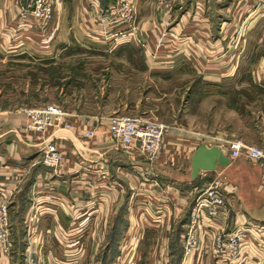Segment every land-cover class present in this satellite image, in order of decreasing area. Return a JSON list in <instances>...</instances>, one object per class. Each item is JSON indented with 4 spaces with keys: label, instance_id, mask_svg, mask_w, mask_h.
<instances>
[{
    "label": "crops",
    "instance_id": "obj_1",
    "mask_svg": "<svg viewBox=\"0 0 264 264\" xmlns=\"http://www.w3.org/2000/svg\"><path fill=\"white\" fill-rule=\"evenodd\" d=\"M156 1L136 0L137 25L149 32L148 43L160 40L161 31L167 29L162 47L178 45L185 40L175 35L185 32L190 35L191 31L192 40L199 49L206 43L213 47L209 64L201 59L199 53L200 60L194 58L203 67L199 70L202 78L209 79L205 82L217 84L219 92L227 98L248 87L258 92L257 97L248 102L241 92V111L230 108L229 116L234 124L226 121V129L220 131L208 128L206 132L210 135L215 133L210 136L211 141L205 137L190 138L189 135L169 133L160 156L153 161L141 156L129 157L114 149L110 144L107 117L68 111V120L73 128L47 132L48 138L64 154V162L55 169L41 163L33 137L24 134V107L0 105V199L8 198L10 222V249L6 253L0 245V264H11L9 253L36 258L39 264H68L66 254L79 250V247L68 246L67 242L76 238H82L84 251L94 255L93 264H118L121 260L127 264H182V235L189 220L190 202L187 204L183 199H176L178 208L173 209V218L166 220L164 236L152 235L156 231L139 230L135 221L128 217L132 204L130 189L134 186L131 179L136 178L133 172L142 173L144 170L152 173L158 165H163L166 170L162 172L164 177L176 178V182H187L193 189L200 190L210 183L213 176L212 171H202L196 176L200 181L194 182L190 178V157L201 143L216 144L227 155V141L232 138L264 147V0H169L172 5L169 12ZM109 3L102 6L100 0H75L74 7L70 8L75 17H67L58 10L56 29L67 27L66 34L72 33L75 38V34H79L82 38L84 33V38L90 41L94 38L87 31L92 22L103 20ZM11 11L20 13L17 6L4 0L0 6V23L6 19H1V16ZM125 28L120 26L115 31ZM81 29H84L83 33ZM34 34L38 35L33 32V37H29L28 32L20 31L19 37L0 38V62L5 63L11 53L15 56L22 54L29 44L33 50L49 53L58 44L56 41L51 48H42L44 39L37 36L38 45H35L33 40L37 38ZM124 34L107 39L97 37L96 40L102 41V47H117L128 42L121 38ZM223 46L228 47L227 50L224 48V54L221 52ZM178 51L165 56L166 64L174 62L172 59ZM183 63L186 64L182 61L181 66ZM162 68L159 71L168 72ZM230 79H237L234 86L227 85ZM212 96L202 100L200 106ZM249 104L255 105V113ZM88 127L95 130L91 138L83 135ZM174 158L187 159L183 161L184 165L188 163L189 169L169 168L168 162ZM245 158L242 151L238 158L230 159L227 166L217 167L226 172L227 168ZM234 193L235 190L226 195L228 225L260 221L244 214ZM150 236L156 241L150 240ZM209 243L208 240L201 254L194 255L190 264H218L211 255ZM245 252L251 259L241 264H264V250L247 247ZM56 254H65L66 258H59Z\"/></svg>",
    "mask_w": 264,
    "mask_h": 264
},
{
    "label": "rangeland",
    "instance_id": "obj_2",
    "mask_svg": "<svg viewBox=\"0 0 264 264\" xmlns=\"http://www.w3.org/2000/svg\"><path fill=\"white\" fill-rule=\"evenodd\" d=\"M158 1H156L157 5L168 11ZM74 3L75 0H58L51 19L45 24H38L30 13L33 0H9V5L17 6L20 13L11 11L1 16V19L2 17L6 19L0 23L2 28L0 38L19 37L20 31L28 32L30 34L28 36L33 37L32 33L37 32L38 35L34 34V37L39 36L44 39L42 48L49 49L56 41L58 44L50 53L33 50V46L29 44L22 54L15 56L16 54L11 53L5 63L0 62V105L22 106L25 113L30 107L55 103L67 111L76 110L93 116L102 115L108 119L120 114L144 115L167 123L169 133L189 135L190 138L205 137L211 141L210 136L215 133L210 135L206 132L208 128L220 131L226 129V121L234 124V120L229 116L230 108L241 111L242 95L248 102H252L251 100L257 97L258 92L248 87L240 91L242 95L238 93L227 98L219 92L217 84L205 82L209 79L202 78L203 75L199 70L203 67L200 62H195L194 58L201 55L200 58H204L206 64H209L211 61L208 59L211 58L210 52L213 51V47L210 43H206V45L202 44L200 50L192 40L191 31L190 35L186 32L183 35H175L185 40L178 45L162 47L167 29L161 31L160 40H156L154 44L148 43L149 32L141 30L137 25L136 0L110 2L103 20L100 18L98 22H92L90 25L92 27L87 31L95 40H86L84 29H81L82 38L79 34H75L77 39L72 33L66 34L67 27L56 29V12L61 10L67 17H72L74 14L70 13V8L74 7ZM2 4L4 0H0V6ZM132 5L134 21L126 18L127 9ZM111 9L114 12L111 13ZM120 26L126 28L120 32L115 31ZM120 33H125L121 38L128 42L117 47H102V41L96 40L97 37L107 39ZM64 38L67 40H63ZM38 40V38L33 40V43L38 45ZM224 48L227 50L228 47L223 46L221 51L223 54ZM176 51L178 53L172 59L174 62L166 64L168 60L165 56ZM182 61L186 64L183 63L184 65L181 66ZM161 66L168 72L159 71ZM236 80L230 79L227 85L234 86ZM211 95H214L211 100L207 99L201 107L202 100ZM249 107L255 113V105L249 104ZM242 112L244 113V110ZM23 132L32 137L31 133L25 131V126ZM231 140H239V138L228 141ZM183 159H171L168 167L188 170L189 165L188 163L184 165ZM259 165L246 157L238 164L227 168L226 172L221 171L218 166L212 171L213 176L209 179L210 182L218 179L232 185L234 194L242 204L244 214L260 219V221L251 220L255 223L264 221V185L262 169ZM162 167L163 165H158L152 173H146L144 170L142 173L133 172L136 178L131 179L134 186L130 189L129 195L132 204L128 217L131 221H135L139 230L156 231L158 234L156 232L152 234L155 236H164L166 233V220L172 219L173 209L178 208V204H175L176 199H183L182 201H186L187 204L190 202L191 209L193 199L202 187L199 188L200 190H195L187 182L178 183L175 181L176 178L164 177L162 172L166 170ZM197 180L199 179L195 177L194 182ZM142 182L146 185L140 184ZM150 183L154 184L150 185ZM61 240L65 243L63 239ZM150 240L156 241V238L150 236ZM81 241L82 238L68 240V246L79 247V250L66 254L68 264L94 263V255L84 251ZM63 255L56 254L59 258H66L65 254ZM9 256L11 264H24L25 258L28 257L20 253H9ZM124 263L125 261L122 260L118 262V264Z\"/></svg>",
    "mask_w": 264,
    "mask_h": 264
},
{
    "label": "built area",
    "instance_id": "obj_3",
    "mask_svg": "<svg viewBox=\"0 0 264 264\" xmlns=\"http://www.w3.org/2000/svg\"><path fill=\"white\" fill-rule=\"evenodd\" d=\"M54 1V2H53ZM98 1V0H92ZM58 0H33L31 17L38 24H45L52 17ZM171 11L169 0H159ZM114 12L111 9V13ZM127 20L135 19L133 5L127 9ZM25 131L31 133L41 163L57 168L64 162V154L55 142L48 138L50 129L70 130V113L55 103H44L25 110ZM99 120V119H98ZM94 128L83 131L86 138L94 135ZM169 126L164 121L144 115L120 114L109 119L108 134L111 146L129 157L141 156L155 160L163 149ZM244 151L246 157L259 163L264 185V148L244 143L242 140L228 141V157L236 159ZM233 187L218 179L198 191L193 199L189 220L182 235V264H190L194 255L210 241V252L218 264H241L251 259L245 248L264 250V225L253 221H242L229 226L225 216L226 195ZM0 245L4 252L10 249V225L8 219V198L0 199ZM244 253V254H243ZM24 264H39L38 260L26 257Z\"/></svg>",
    "mask_w": 264,
    "mask_h": 264
},
{
    "label": "water",
    "instance_id": "obj_4",
    "mask_svg": "<svg viewBox=\"0 0 264 264\" xmlns=\"http://www.w3.org/2000/svg\"><path fill=\"white\" fill-rule=\"evenodd\" d=\"M228 155L216 144L201 143L190 157V178L194 179L200 171H213L217 165L227 166Z\"/></svg>",
    "mask_w": 264,
    "mask_h": 264
},
{
    "label": "trees",
    "instance_id": "obj_5",
    "mask_svg": "<svg viewBox=\"0 0 264 264\" xmlns=\"http://www.w3.org/2000/svg\"><path fill=\"white\" fill-rule=\"evenodd\" d=\"M109 2H113V0H100V4H101L102 6H107V4H108Z\"/></svg>",
    "mask_w": 264,
    "mask_h": 264
},
{
    "label": "bare ground",
    "instance_id": "obj_6",
    "mask_svg": "<svg viewBox=\"0 0 264 264\" xmlns=\"http://www.w3.org/2000/svg\"><path fill=\"white\" fill-rule=\"evenodd\" d=\"M201 172V171H200Z\"/></svg>",
    "mask_w": 264,
    "mask_h": 264
}]
</instances>
